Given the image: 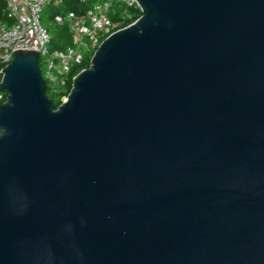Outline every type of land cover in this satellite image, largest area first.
I'll return each instance as SVG.
<instances>
[{
    "label": "water",
    "instance_id": "water-1",
    "mask_svg": "<svg viewBox=\"0 0 264 264\" xmlns=\"http://www.w3.org/2000/svg\"><path fill=\"white\" fill-rule=\"evenodd\" d=\"M58 108L0 73V264H264V0H136Z\"/></svg>",
    "mask_w": 264,
    "mask_h": 264
},
{
    "label": "built area",
    "instance_id": "built-area-1",
    "mask_svg": "<svg viewBox=\"0 0 264 264\" xmlns=\"http://www.w3.org/2000/svg\"><path fill=\"white\" fill-rule=\"evenodd\" d=\"M4 1L8 22H0V73L12 62L14 50L26 47L38 50V58L43 65L39 64L42 77L61 104L67 99L65 91L73 66L82 64L89 53L93 57L107 37L123 29L121 21H113L110 17L113 4L117 2L140 9L136 0H98L83 14L58 15L55 22L59 26H68L72 46L51 50L52 36L42 24V13L49 5L61 6L64 0ZM83 1L87 3L90 0ZM6 99L7 95L0 90V104Z\"/></svg>",
    "mask_w": 264,
    "mask_h": 264
},
{
    "label": "trees",
    "instance_id": "trees-1",
    "mask_svg": "<svg viewBox=\"0 0 264 264\" xmlns=\"http://www.w3.org/2000/svg\"><path fill=\"white\" fill-rule=\"evenodd\" d=\"M77 3L82 6V9L80 10L77 6ZM91 7L90 2H77L76 0H64L63 4L58 7H54L53 5L47 6V8L44 10V13L49 17L51 20H55V17L58 15H65L67 13H75V14H83L85 13L89 8ZM142 16V12L139 8L135 7H127L126 5L122 3L115 2L113 4V8L110 11V17L113 21H121L122 25L121 27H127L130 24L134 23L137 19H139ZM0 22H8L7 15H6V4L4 0H0ZM43 22V21H42ZM59 26V25H58ZM61 28H65V31L62 32V34H55L56 29L48 28L47 30L52 35V41L56 38L58 39H65L64 41H67L69 39V29L67 25L61 26ZM60 28V29H61ZM69 33V34H68ZM72 41V40H71ZM69 42V40H68ZM55 49L63 50V46L54 47ZM91 55L86 56L80 65H74L73 69L71 71V74L69 76V80L67 82V88L65 91V94L68 96V94L71 91L73 78L75 75H77L80 71L84 69H88L91 66ZM39 64L41 66V61H39ZM4 92V91H3ZM6 95L7 93L4 92ZM47 96L51 99L52 104L55 106V108H58L61 105V101L54 95L50 90L47 88Z\"/></svg>",
    "mask_w": 264,
    "mask_h": 264
},
{
    "label": "rangeland",
    "instance_id": "rangeland-1",
    "mask_svg": "<svg viewBox=\"0 0 264 264\" xmlns=\"http://www.w3.org/2000/svg\"><path fill=\"white\" fill-rule=\"evenodd\" d=\"M77 2H83V0H76ZM91 5H94L98 2V0H90L89 1ZM77 6L79 7V9L81 10L82 9V6L80 4L77 3ZM42 24L45 28H51V29H56V33L55 34H62V32L65 31V28H61V26H58L55 22V20H51L49 19V17L43 12L42 13ZM61 28V29H60ZM51 34V33H50ZM69 34V33H68ZM52 35V34H51ZM65 39H54L50 45V49H55L54 47H61L63 46L62 49H66V48H69L70 46H72V37L71 35H69V42L68 40L67 41H64ZM86 55V54H85ZM89 55H91L89 53ZM88 57V56H87ZM41 66L43 67L42 63H41ZM43 74H45V71H43Z\"/></svg>",
    "mask_w": 264,
    "mask_h": 264
}]
</instances>
